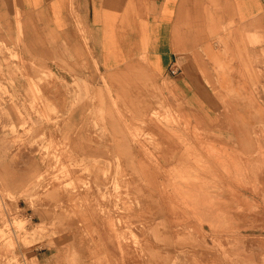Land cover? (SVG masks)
Wrapping results in <instances>:
<instances>
[{
  "label": "rangeland",
  "instance_id": "rangeland-1",
  "mask_svg": "<svg viewBox=\"0 0 264 264\" xmlns=\"http://www.w3.org/2000/svg\"><path fill=\"white\" fill-rule=\"evenodd\" d=\"M16 17L0 38V264H264V88L170 106L141 58L102 74L41 20L31 53Z\"/></svg>",
  "mask_w": 264,
  "mask_h": 264
},
{
  "label": "crops",
  "instance_id": "crops-1",
  "mask_svg": "<svg viewBox=\"0 0 264 264\" xmlns=\"http://www.w3.org/2000/svg\"><path fill=\"white\" fill-rule=\"evenodd\" d=\"M17 14L31 53L39 51L41 20L59 44L87 51L102 74L141 58L144 67H133L143 72L135 73L167 84L170 106L215 108L227 92H246L252 82L264 88V0H0V38L17 36ZM224 104L245 115L249 105ZM223 137L245 134L225 130Z\"/></svg>",
  "mask_w": 264,
  "mask_h": 264
}]
</instances>
